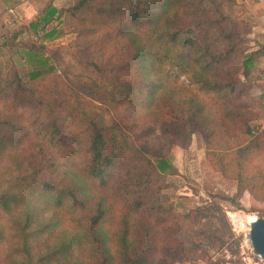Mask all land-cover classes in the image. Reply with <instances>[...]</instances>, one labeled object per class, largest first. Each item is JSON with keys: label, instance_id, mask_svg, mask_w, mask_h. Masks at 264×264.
I'll use <instances>...</instances> for the list:
<instances>
[{"label": "trees", "instance_id": "trees-1", "mask_svg": "<svg viewBox=\"0 0 264 264\" xmlns=\"http://www.w3.org/2000/svg\"><path fill=\"white\" fill-rule=\"evenodd\" d=\"M235 5L50 1L2 43L26 32L50 40L65 16L78 34L62 70L32 43L24 46L36 63L25 76L15 63L0 72V264H239L225 257L232 230L222 203L241 210L245 190H264V173L245 183L255 160L264 165V130L245 113L254 103L239 76L252 64V25ZM216 112L242 141L211 138ZM197 130L212 167L234 171L237 191L180 211L163 202L173 165L151 139L186 149Z\"/></svg>", "mask_w": 264, "mask_h": 264}, {"label": "rangeland", "instance_id": "rangeland-1", "mask_svg": "<svg viewBox=\"0 0 264 264\" xmlns=\"http://www.w3.org/2000/svg\"><path fill=\"white\" fill-rule=\"evenodd\" d=\"M16 3L18 0H12ZM73 0H61V8L71 6ZM235 13L241 20L251 23L252 28L248 35H246V47L252 55V64L249 66L247 76H239L243 82L249 95L253 98V106L245 110L249 116V125L253 126L256 130H264V93L255 89L257 79L264 81V72L261 68L257 67L258 58L257 53L252 49L255 48L254 44V26L257 21L254 15L249 14L248 11L241 8L236 0ZM17 25V24H16ZM26 26L25 23L17 26H11L8 30L9 37H13L17 31ZM8 26V25H6ZM60 34L50 40H45L43 37H35L30 32L22 33L16 37L10 45H3L7 39H3L0 44V72L2 76H6L12 63L16 64L20 75L25 74L36 63V58L26 55L28 46L35 44L39 46L44 44L45 50L32 51L38 53L39 56H49L50 62L57 65L58 70H62L67 64L73 62L70 54L77 52L78 34L75 32L73 26L69 24L67 16L63 18L59 25ZM257 35V34H256ZM9 43V42H8ZM25 45V46H24ZM257 45V44H256ZM96 47V46H95ZM260 49V48H259ZM62 57L60 63L54 58L53 54H59ZM37 57V55H35ZM38 56V57H39ZM259 56V54H258ZM173 75L179 83L187 88L194 94H199V89L196 85L187 81L186 78L174 71ZM258 85V84H257ZM258 91V92H257ZM26 110V109H25ZM35 109L27 107L26 115H32ZM233 123L229 122L220 112L213 113V122L208 125L212 131V137L223 141V147L229 146L234 142L242 141L233 130ZM240 135V134H239ZM152 142L155 147H158L161 152L168 158L169 162L173 165V169L169 170L166 174V181L168 188L163 192V202L165 204H172L180 211H186L188 208L195 205H203L210 202L214 196L217 195H234L237 191V181L230 178L234 175V171H229V176H224L221 172L215 170L206 157L207 147L203 133L197 130L191 139L190 146L186 149L171 142L169 137H152ZM248 176H245L246 185H250L249 177L255 176L259 180V174L264 173V165L257 160L250 168L246 170ZM261 183L256 185L252 191L245 190L240 199L242 209L236 210L230 203L223 202V207L226 211L229 225L232 230V235L227 243L228 250L225 251L226 259L231 261H239V264H264V258L257 255L249 246L246 235L249 230L239 228L234 224L230 217L229 212L240 213L245 219L249 215L264 219V190L261 188ZM48 217V216H47ZM249 226V223H247ZM239 244V246L237 245ZM172 264H205L202 261L196 263H172ZM231 264V263H227Z\"/></svg>", "mask_w": 264, "mask_h": 264}, {"label": "crops", "instance_id": "crops-1", "mask_svg": "<svg viewBox=\"0 0 264 264\" xmlns=\"http://www.w3.org/2000/svg\"><path fill=\"white\" fill-rule=\"evenodd\" d=\"M50 1H52V5L55 8H61L60 6L61 0H18L16 3H13L12 0H0V17L2 16L5 17L6 10L9 8H13L16 15L18 16V20L16 23L10 24V25L17 26L23 23L27 25V23L30 20L34 19L35 16L39 12H41V10ZM237 3L238 5H240L241 8L248 11L249 14L254 15V17L257 20L254 26V37H253L255 48H253L252 50L254 52L262 50L257 53V58H258L257 67L261 68L262 72H264V0H237ZM11 26L9 25L6 26L0 20V42L1 43L3 39H7L9 37V35L7 34ZM259 79L260 78L257 79L256 83L258 85L256 84L255 89H257L259 92L264 93V81L263 82L260 81L259 83Z\"/></svg>", "mask_w": 264, "mask_h": 264}, {"label": "water", "instance_id": "water-1", "mask_svg": "<svg viewBox=\"0 0 264 264\" xmlns=\"http://www.w3.org/2000/svg\"><path fill=\"white\" fill-rule=\"evenodd\" d=\"M247 242L252 250L264 258V219L255 217L249 222V230L246 235Z\"/></svg>", "mask_w": 264, "mask_h": 264}, {"label": "bare ground", "instance_id": "bare-ground-1", "mask_svg": "<svg viewBox=\"0 0 264 264\" xmlns=\"http://www.w3.org/2000/svg\"><path fill=\"white\" fill-rule=\"evenodd\" d=\"M228 214L234 224H236L241 229H245L246 231L249 227L247 223L255 219V215H249L245 219L240 213L237 212H229Z\"/></svg>", "mask_w": 264, "mask_h": 264}, {"label": "built area", "instance_id": "built-area-1", "mask_svg": "<svg viewBox=\"0 0 264 264\" xmlns=\"http://www.w3.org/2000/svg\"><path fill=\"white\" fill-rule=\"evenodd\" d=\"M5 13H6L5 17L4 16L0 17V20L3 24L10 25L17 22L18 16L16 15L13 8L7 9Z\"/></svg>", "mask_w": 264, "mask_h": 264}]
</instances>
